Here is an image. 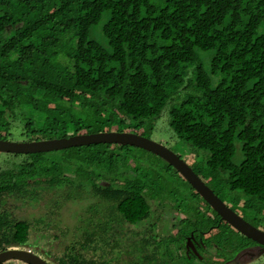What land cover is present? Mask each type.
Segmentation results:
<instances>
[{"label": "trees", "instance_id": "1", "mask_svg": "<svg viewBox=\"0 0 264 264\" xmlns=\"http://www.w3.org/2000/svg\"><path fill=\"white\" fill-rule=\"evenodd\" d=\"M165 111L178 138L210 153L206 167L216 177L194 170L216 195L224 201L215 185L225 179L230 192L264 203V0H0V140L115 127L138 134L133 129L146 124L155 130ZM101 145L86 158L67 152L50 163L42 153L3 154L0 253L34 251L45 232L61 230L53 237L72 233L71 243L43 248L54 264H225L226 256L188 246L192 232L233 229L177 170L156 155L164 165L131 169L113 145ZM117 147L133 159V147ZM174 177L185 184L176 188ZM77 199L94 203L74 211L69 230L58 218ZM38 203L40 218L17 214ZM162 203L179 210L163 219ZM235 235L209 240L223 249L238 236L249 240ZM231 252L230 259L239 253Z\"/></svg>", "mask_w": 264, "mask_h": 264}, {"label": "rangeland", "instance_id": "2", "mask_svg": "<svg viewBox=\"0 0 264 264\" xmlns=\"http://www.w3.org/2000/svg\"><path fill=\"white\" fill-rule=\"evenodd\" d=\"M96 36L99 39V31H98ZM65 83L68 85H71L73 88L79 89V86H78V84H76V82H70V83L65 82ZM22 92H23V90L20 91V93H22ZM163 116H164L163 119H161L157 123L155 130H150V125L146 124V125H142L139 129H133V131L138 132L139 135H143L144 137H147L153 141H156L160 144L165 145L167 148H169L173 152H175V154L181 156V158L184 161H186L189 165L193 166L198 173H201L206 177H207L206 173H208L211 175L210 178L216 177L206 167V162L210 158V153L205 152V151H201V150L197 149L196 147H194L192 144L184 142L182 139L178 138L169 127L168 111H165ZM114 129L118 130L117 127H115ZM21 134H22L21 128L17 129L16 130L17 138H20ZM12 142L21 143V142H24V140L18 139V140H14ZM89 147H94V148H92L93 152L96 151L97 149L99 150L101 147L103 148V146L100 144V145H93V146L78 147L77 149L69 148V149H65V150H58L56 152H48V153H42V154H45L44 156H45V159L48 161V163H50L53 158L58 159L59 157L65 156V154L67 152L72 153V155L75 153L74 154L75 160L80 159L81 157L83 159V158H86L88 155L90 156L93 153L92 149H89ZM106 150L109 151V149H106ZM110 150H112V151H114V153H116L115 156L117 158H125L127 160L126 164L131 169H134L135 167H137V168H140L141 170L146 169V170L150 171L155 166L164 165V163L162 161L155 159L157 157L154 154L147 152V151H144V150L139 149V148L133 147V148L128 149V151H129L128 157L131 156V157H133V159L132 158H126L127 154H125V152L121 151L117 147V145H113V147H111ZM3 154L4 153H2V159L0 160V168L5 167V162H3V160L8 158V156H6V155H9L8 153L6 155H3ZM33 155L35 157V154H33ZM72 160H73V158H72ZM75 160H73V161L75 163H77ZM9 161H13V159H11V160L9 159ZM14 161H17L16 163L22 162L18 158ZM137 162H139L142 165H138ZM157 164H159V165H157ZM49 167L51 169V165H49ZM129 172L131 173L132 177H135V174H133L131 171H129ZM142 173L140 175V178L142 177ZM55 175L56 174L54 173V176ZM127 175H128V173H127ZM56 177H59V175H57ZM181 179L182 178L177 179L174 177V179H172L171 182H172V184H176L175 185L176 188H179L180 184H185V182L182 181L183 179L182 180ZM83 181L78 180L79 186L82 187L84 184H86L88 186V184L85 181L84 182ZM207 181L211 182V181H213V179L212 180L207 179ZM224 181H225V179L219 181V184L215 185V190L220 193V196H222L225 203L228 204V206H230L231 208H233L236 212H238V213L240 212L249 222L254 223L255 226L258 227L260 230L264 231V205H263L264 203L255 201L253 199L251 200L249 197H247L243 194H237V193L230 192L228 190V186H224ZM87 189H88V187H87ZM72 192L77 193L75 191V189ZM175 201H177L179 203V202H182L183 199L178 197V198H176V200H172V199L170 200L171 203H173ZM93 203H94L93 200L89 201L87 199H84V200L83 199H77L75 201H71L70 203H68V205L66 207H64L60 211L61 214H60V217L58 219H59V221H61L62 225L69 226L70 227L69 230H70L74 225L77 224V218L75 217L74 211L78 210V212H79L78 214H81L84 211H86V207H88L89 204H93ZM43 205H44V203L43 204L38 203L37 206L33 207V208L24 207L23 209L18 210L17 214L20 217H23L26 219L40 218L46 212ZM159 207L162 211H165V213L162 215V218L165 216L170 217V216L174 215L175 212H177L179 210V209L177 211L172 210V206L165 205V204H163L162 206L159 205ZM247 207L250 209L251 212L248 211ZM163 219L160 218L159 224L163 225V221H164ZM188 219H191L193 222H195L196 225H198L197 227H200L202 225V220L198 215H194V214L190 213L188 215ZM222 225H224V224H222ZM65 228H63V229H65ZM223 228L225 229L224 231L220 230L221 229L220 226H219V228L214 229L213 231L210 230L211 231L210 236H209V234H210L209 231L207 232L208 234H206V236L205 235L202 236L200 234V232H195V233L192 232L191 237L192 236L197 237L198 240L200 242H202V244H204V246L207 247L206 252H208L209 255L216 256V255L220 254V255L226 256L223 258V260H226L227 258H229L226 261L231 260L230 259L231 256H229L230 253L232 255L235 254V253H232L231 251L238 250L240 252L238 254V256H239L241 253L244 252L245 248L252 247V246L256 245L254 243H251L249 240H247L243 237H240V236H238L237 243L233 244L232 246L230 244L227 245L226 244L227 242L225 241L227 248H224V249H223V246L216 239L214 240V242H210L209 239L211 236H218V235H221L220 238H222L224 240H227L225 237L229 238L230 240H234V238L236 236L235 232H237V231L236 230L234 231L233 227H232L233 230H229L230 232L227 231L228 229H227L226 225H224V227H222V229ZM181 230H182V232H185L183 229H181ZM55 233L56 232L53 231V232H51L52 235L50 234V236H48L47 234H49V233L45 232L44 235L42 237H40L41 239L38 241V243H36V246L34 249V251L36 253L40 254L44 259L48 260V262L51 264L52 263L54 264L55 262L52 259H50V260L48 259L47 254L44 252L46 249H43V248H48L50 246L48 242H51V240H52L55 244H59L58 246H62V248H64L69 243H71V241L73 240L72 233H69L67 237L61 236L60 239H58V240L53 237V235ZM170 233H171V235L176 236L177 235L176 233H178V232L171 230ZM223 233H225V235H224L225 237L223 236ZM56 234L62 235L61 230L58 231V233H56ZM60 242H61V244H60ZM214 243H218L219 247H222L223 251L220 252V251L214 250L215 249ZM208 244H209V246H208ZM238 245H240V247H238ZM247 259H248V261L252 260L251 257H247ZM239 262H237V263L233 262L232 264H242ZM263 263H264V255L260 260L255 259L252 262H250L249 264H263ZM5 264H23V263H20V261L11 260ZM118 264H120V263L118 262Z\"/></svg>", "mask_w": 264, "mask_h": 264}, {"label": "water", "instance_id": "3", "mask_svg": "<svg viewBox=\"0 0 264 264\" xmlns=\"http://www.w3.org/2000/svg\"><path fill=\"white\" fill-rule=\"evenodd\" d=\"M100 144H117L131 146L150 152L173 166L192 185L199 195L219 214L221 219L235 228L247 238L257 242L263 247L255 258L264 255V231L253 226L233 211L216 193L193 171L177 154L156 141L133 134L118 132H99L81 134L65 138L50 139L32 142H12L0 140V153L4 154H41L56 152L69 148L93 146ZM191 240L188 241L190 246ZM16 260L25 264H49L42 257L25 249H10L0 253V264Z\"/></svg>", "mask_w": 264, "mask_h": 264}, {"label": "clouds", "instance_id": "4", "mask_svg": "<svg viewBox=\"0 0 264 264\" xmlns=\"http://www.w3.org/2000/svg\"><path fill=\"white\" fill-rule=\"evenodd\" d=\"M103 132H118V133H133V134H137V133H135V132H120V131H117V130H113V131H103ZM79 135H81V134H79ZM137 135H139V134H137ZM73 136H75V135H73ZM140 136H143V135H140ZM144 137V136H143ZM147 138V137H146ZM55 139H57V138H55ZM48 140V139H47ZM50 140V139H49ZM9 141V140H8ZM11 141V140H10ZM35 141H38V140H35ZM40 141H44V140H40ZM24 142H32V141H24ZM113 145H117V144H113ZM117 146H122V145H117ZM165 146V145H164ZM131 147V146H130ZM166 147V146H165ZM78 148V147H77ZM77 148H75V149H77ZM136 148V147H135ZM74 149V148H73ZM18 155H26V154H18ZM179 156V155H178ZM180 157V156H179ZM181 158V157H180ZM182 159V158H181ZM166 162V161H165ZM186 162V161H185ZM187 163V162H186ZM188 164V163H187ZM170 165V164H169ZM189 165V164H188ZM191 166V165H190ZM173 167V166H172ZM174 168V167H173ZM191 168L193 169V171L195 172V170H194V167L193 166H191ZM175 169V168H174ZM176 170V169H175ZM196 173V172H195ZM181 174V173H180ZM197 174V173H196ZM198 175V174H197ZM182 176V175H181ZM199 176V175H198ZM183 177V176H182ZM200 177V176H199ZM184 178V177H183ZM201 178V177H200ZM202 179V178H201ZM184 180L185 181H187L185 178H184ZM203 180V179H202ZM188 182V181H187ZM207 203V202H206ZM208 204V203H207ZM209 205V204H208ZM210 206V205H209ZM216 212V211H215ZM225 222V221H224ZM226 223V222H225ZM228 224V223H227ZM229 225V224H228ZM231 226V225H230ZM254 226V225H253ZM232 227V226H231ZM258 228V227H257ZM235 229V228H234ZM236 230V229H235ZM237 231V230H236ZM246 237V236H245ZM249 239V238H248ZM249 241L251 242V243H254V244H258L257 242H255V241H253V240H251V239H249ZM191 244H193V242L191 241ZM191 244H190V246H191ZM260 247H262L260 244H258ZM193 247V246H192ZM194 248V247H193ZM10 250V249H9ZM25 250H28V251H30V252H32V253H35L33 250H31V249H25ZM194 250H196L195 248H194ZM247 251V248H245L244 249V252H246ZM261 251H263V247H262V250ZM260 251V252H261ZM243 252V253H244ZM260 252H258L257 254H252L251 252H250V256H251V258H252V260H250L249 261V263L250 262H252L253 260H255V259H261L262 257H263V255L261 256V257H259V258H255ZM240 253V252H239ZM238 253V254H239ZM243 253H241V254H243ZM238 254L235 256V257H233V258H231V260H236L239 256H238ZM224 261V260H223ZM240 261V262H239ZM239 261H237V262H239V263H242L243 264V261H244V258H241ZM236 262V263H237ZM23 263V262H22ZM248 262H247V264H249ZM5 264V263H4ZM25 264V263H24ZM50 264V263H49ZM246 264V263H245Z\"/></svg>", "mask_w": 264, "mask_h": 264}, {"label": "flooded vegetation", "instance_id": "5", "mask_svg": "<svg viewBox=\"0 0 264 264\" xmlns=\"http://www.w3.org/2000/svg\"><path fill=\"white\" fill-rule=\"evenodd\" d=\"M193 240L194 241H193V244H191V246H193L195 249H196V246H199V248L202 247V246L206 248V246L202 245V242H200V241H199V243H198L199 245H198L197 242H196L195 237H193ZM261 250H262V247H260L258 244H256L255 246H252V247H247V251L244 252L243 254H241L236 260L226 261L225 264H232L233 262L239 261L241 258H244L243 264H245V263L249 262L247 257H251L250 256L251 255L250 252L252 254H257Z\"/></svg>", "mask_w": 264, "mask_h": 264}, {"label": "bare ground", "instance_id": "6", "mask_svg": "<svg viewBox=\"0 0 264 264\" xmlns=\"http://www.w3.org/2000/svg\"><path fill=\"white\" fill-rule=\"evenodd\" d=\"M209 83H210V82H209ZM209 83H208V84H209ZM148 126H149V125H148Z\"/></svg>", "mask_w": 264, "mask_h": 264}]
</instances>
